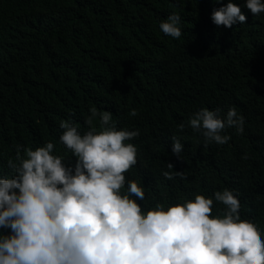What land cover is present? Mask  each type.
I'll use <instances>...</instances> for the list:
<instances>
[{"label": "trees", "instance_id": "16d2710c", "mask_svg": "<svg viewBox=\"0 0 264 264\" xmlns=\"http://www.w3.org/2000/svg\"><path fill=\"white\" fill-rule=\"evenodd\" d=\"M228 2L0 0V176L14 174L8 161L19 163L17 145L35 150L52 142L53 154L74 167L60 123L83 135L96 108L112 114L117 130L139 132L125 141L137 149L125 176L145 189V200H137L144 211L228 189L241 219L264 239V13L254 16L246 0H231L246 22L217 27L211 15ZM172 14L181 18L179 39L159 27ZM203 108L221 119L234 108L243 133L226 128L227 143H205L188 123ZM173 138L183 145L181 160ZM224 208L214 200L213 217Z\"/></svg>", "mask_w": 264, "mask_h": 264}, {"label": "clouds", "instance_id": "9594fccd", "mask_svg": "<svg viewBox=\"0 0 264 264\" xmlns=\"http://www.w3.org/2000/svg\"><path fill=\"white\" fill-rule=\"evenodd\" d=\"M246 8L259 15L264 2L246 0ZM180 19L172 14L159 27L179 39ZM246 19L231 0L211 15L217 27ZM129 115L135 117L136 110ZM97 117L100 131L93 124ZM85 123L89 130L83 135L73 123H60V143L71 151L74 167L53 154L52 142L35 150L17 145L19 163L8 161L14 174L0 176V229L10 230L0 231V264H264V239L254 223L241 219L233 191L144 211L137 200H145V189L125 176L137 163V149L125 141L139 132L117 130L112 114L96 108ZM188 123L205 143H227L231 137L221 134L226 128L244 131V118L234 108L226 119L203 108ZM171 151L181 160L179 140L173 138ZM175 175L184 178L182 172ZM214 200L225 206L223 216L213 217Z\"/></svg>", "mask_w": 264, "mask_h": 264}, {"label": "bare ground", "instance_id": "6f19581e", "mask_svg": "<svg viewBox=\"0 0 264 264\" xmlns=\"http://www.w3.org/2000/svg\"><path fill=\"white\" fill-rule=\"evenodd\" d=\"M249 209V208H248Z\"/></svg>", "mask_w": 264, "mask_h": 264}]
</instances>
